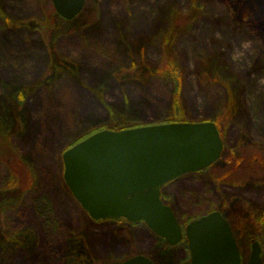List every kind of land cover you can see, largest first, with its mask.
<instances>
[{"label": "rangeland", "instance_id": "374dc122", "mask_svg": "<svg viewBox=\"0 0 264 264\" xmlns=\"http://www.w3.org/2000/svg\"><path fill=\"white\" fill-rule=\"evenodd\" d=\"M247 1L255 27L242 0H87L72 23L52 0H0V264H191L186 240L91 220L64 181L63 154L80 139L162 125L175 98L189 123L218 122L224 149L163 200L182 228L225 213L243 264L256 242L264 264V0Z\"/></svg>", "mask_w": 264, "mask_h": 264}, {"label": "water", "instance_id": "95a60500", "mask_svg": "<svg viewBox=\"0 0 264 264\" xmlns=\"http://www.w3.org/2000/svg\"><path fill=\"white\" fill-rule=\"evenodd\" d=\"M87 0H52L57 15L73 21ZM224 145L214 122L103 130L63 154L64 181L93 221L144 223L170 246L184 231L163 202L164 186L217 163ZM191 264H243L230 223L220 212L193 220L185 230ZM109 264H155L139 255ZM247 264H263L254 243Z\"/></svg>", "mask_w": 264, "mask_h": 264}, {"label": "trees", "instance_id": "16d2710c", "mask_svg": "<svg viewBox=\"0 0 264 264\" xmlns=\"http://www.w3.org/2000/svg\"><path fill=\"white\" fill-rule=\"evenodd\" d=\"M242 3H244V16H243V18H244V21H248V24L251 26V27H255L256 25H254L255 24V22L253 21V19L255 18V17H257V13L259 12V10H258V6H256V5H254V4H250V2H248L247 0H242ZM85 9H86V6H85V8H84V10H83V12H82V14L80 15V16H78L75 20H73V21H71V22H67V21H65V20H63L62 18H60L59 17V19L61 20V21H63V22H65V23H72V22H75V21H77L78 19H80V17L83 15V13L85 12ZM181 17L180 16H177V17H175L174 19H173V24H174V26L176 25L177 26V24H179L180 23V21H181ZM183 22H184V20H183ZM255 29V28H254ZM56 67V66H55ZM168 74V76H169V78L170 79H172V80H179L180 79V75L178 76V72L177 71H174V72H171V73H167ZM172 113L170 114V117H168L167 118V121L164 123V124H184V123H189L187 120H186V117L184 116V114H183V111H182V106H181V101L178 99V98H175L174 100H173V108H172V111H171ZM216 125H217V127H218V129H219V131H220V133H221V128L219 127V125H218V122H216ZM1 126H3V125H1ZM140 127V126H139ZM133 128H136V127H128V128H123V129H118V128H112V129H110V130H113V131H121V130H126V129H133ZM97 132H99V131H96V132H94V133H91V134H89V135H87L86 137H84V138H82V139H80L77 143H75L74 145H72L70 148H72V147H74V146H76L77 144H79V143H81L82 141H84V140H86L87 138H89L90 136H92V135H94V134H96ZM263 147V148H262ZM69 148V149H70ZM241 149H243L244 150V148H242L241 146L240 147H238V148H236V149H233V150H231V151H228L227 152V155H226V158H225V156H224V160L226 161V165L227 166H230L229 168H231L232 167V163H233V161L231 160V158L232 157H234V156H238V154H237V152L238 151H240ZM261 149H262V151H263V153H264V145H262L261 144ZM247 150V149H246ZM245 150V151H246ZM262 151H260L261 153H262ZM263 155V157L262 158H264V154H262ZM262 161V160H261ZM236 162H240V161H236ZM18 163V162H17ZM234 163H235V161H234ZM237 163V164H238ZM260 166H261V172H262V174H264V159H263V161L260 163ZM238 167V166H237ZM236 167V168H237ZM236 168H235V170H236ZM228 172V171H227ZM226 172V173H227ZM235 172V171H234ZM230 174H231V171H230V173L228 172L227 174H226V179H228V176H230ZM264 176V175H263ZM233 178V177H232ZM231 178V179H232ZM252 178V177H251ZM238 179H240V176L238 175ZM227 181V180H226ZM3 198V197H2ZM16 199V198H15ZM2 202H4V201H2ZM167 204V203H166ZM230 222V221H229ZM231 224V223H230ZM86 264H92V262L91 261H88V262H86Z\"/></svg>", "mask_w": 264, "mask_h": 264}, {"label": "flooded vegetation", "instance_id": "af4514ba", "mask_svg": "<svg viewBox=\"0 0 264 264\" xmlns=\"http://www.w3.org/2000/svg\"><path fill=\"white\" fill-rule=\"evenodd\" d=\"M188 176V175H187ZM187 176H183V177H181V178H179V179H177V180H175V181H173L172 183H174V182H178L179 180H182V179H184L185 177H187ZM171 184V183H170ZM165 188V187H164ZM164 188H163V190H162V196H163V193H164ZM222 215H223V217L226 219V214L225 213H222ZM183 229V231H185V229H186V227L185 228H182ZM184 237H183V240L182 241H185L186 240V242L188 243V241H187V239H186V237H185V232H184ZM181 241V242H182Z\"/></svg>", "mask_w": 264, "mask_h": 264}, {"label": "crops", "instance_id": "0c3cea01", "mask_svg": "<svg viewBox=\"0 0 264 264\" xmlns=\"http://www.w3.org/2000/svg\"><path fill=\"white\" fill-rule=\"evenodd\" d=\"M89 245H90V247H91V245H92L91 242H89Z\"/></svg>", "mask_w": 264, "mask_h": 264}]
</instances>
